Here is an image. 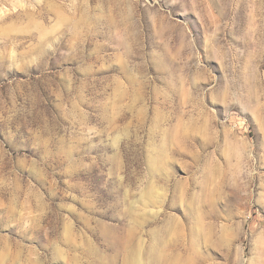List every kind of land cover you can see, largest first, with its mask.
I'll list each match as a JSON object with an SVG mask.
<instances>
[{
  "label": "rangeland",
  "instance_id": "obj_1",
  "mask_svg": "<svg viewBox=\"0 0 264 264\" xmlns=\"http://www.w3.org/2000/svg\"><path fill=\"white\" fill-rule=\"evenodd\" d=\"M0 264H264V0H0Z\"/></svg>",
  "mask_w": 264,
  "mask_h": 264
}]
</instances>
